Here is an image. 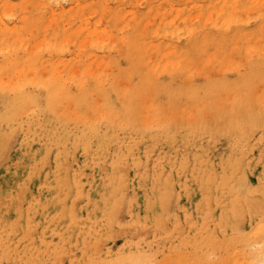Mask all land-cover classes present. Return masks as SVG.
Segmentation results:
<instances>
[{
	"label": "rangeland",
	"instance_id": "1",
	"mask_svg": "<svg viewBox=\"0 0 264 264\" xmlns=\"http://www.w3.org/2000/svg\"><path fill=\"white\" fill-rule=\"evenodd\" d=\"M263 13L0 0V264H264Z\"/></svg>",
	"mask_w": 264,
	"mask_h": 264
},
{
	"label": "bare ground",
	"instance_id": "2",
	"mask_svg": "<svg viewBox=\"0 0 264 264\" xmlns=\"http://www.w3.org/2000/svg\"><path fill=\"white\" fill-rule=\"evenodd\" d=\"M257 2H258V1H257ZM46 5H47V4H46ZM78 6H81V5H78ZM80 9H81V8H80ZM4 10H5V9H4ZM25 10H26V9H24V11H25ZM52 11H53V10H52ZM220 11H221V10H220ZM2 12H3V10H2ZM4 12H5V13H3V14H6V17H7V16H10L11 14H14V8H13V7L8 8V9H6ZM218 12H219V11H218ZM59 14H60V13H59ZM263 14H264V13H263ZM72 15H73V14H72ZM76 15H77V14H76ZM198 16H200V15H198ZM232 16H233V15H231V17H232ZM263 16H264V15H263ZM0 17H1V16H0ZM25 17H26V16H25ZM25 17H23V19H24ZM75 17H76V16H75ZM75 17H74V18H75ZM14 18H15V17H14ZM71 18H72V16H71ZM211 18H212V17H211ZM229 18H230V17H229ZM232 18H235V16L232 17ZM0 19H1V18H0ZM9 19H10V18H9ZM131 19H132V18H131ZM70 20H71V19H70ZM197 20H198V19H197ZM208 20H209V19H208ZM227 20H228V19H227ZM229 20L232 21V19H229ZM2 21H3V20H2ZM2 21H1V22H2ZM222 21L225 22V21H226L225 18H224V20H222ZM231 21H229V22H231ZM2 23H3V22H2ZM51 23H52V22H51ZM96 23H97V22H96ZM4 26H6V25H4ZM94 26H95V25H94ZM14 27H15V28L12 29L11 32H12V31L14 32L15 29H16V27H18V26L15 25ZM20 27H21V26H20ZM20 27H18V28H20ZM25 27H26V26L23 25V27H21V30H24ZM7 28H8V27H7ZM23 28H24V29H23ZM8 29H9V28H8ZM10 29H11V28H10ZM17 30H18V29H17ZM21 30H20V32L18 33V36H17V40H18V41L22 40V33H23V32H22ZM92 30H93V29H92ZM88 31H89V30H88ZM88 31H87V32H88ZM13 32H12V33H13ZM15 32H16V31H15ZM9 33H10V32H9ZM16 33H17V32H16ZM90 33H92V32H90ZM86 34H87V33H86ZM6 37H7V36H6ZM12 39H13V38H12ZM12 39H10V40H12ZM45 39H46V38H45ZM2 40L5 41L6 38H4V36H3L2 39H1V41H2ZM13 40H14V39H13ZM15 40H16V38H15ZM256 40H257V39H256ZM64 41H65V40H64ZM82 41H83V40H82ZM14 42H15V41H14ZM55 42H56V41H55ZM67 42H68V41H67ZM83 42H84V41H83ZM93 42H94V41H93ZM106 42H107V41H106ZM15 43H16V42H15ZM20 43H21V41H20ZM23 43H24V42H23ZM47 43L49 44L50 42H47ZM96 43H98V42H96ZM40 44H41V43H40ZM94 44H95V43H94ZM101 44H102V43H101ZM104 44H105V41H104ZM131 44H132V42H131ZM44 45H45V44H44ZM52 45L54 46V44H52ZM85 45H86V44H85ZM92 45H93V44H92ZM107 45H108V43H107ZM19 46H20V45H19ZM31 46H32V45H31ZM48 46H49V45H47V47H46V45H45L46 48H48ZM53 46H52V47H53ZM56 46H57V45H56ZM17 47H18V46H17ZM41 47H42V45H41ZM52 47H51V48H52ZM8 48H9L8 45H7V47L4 46V45H3V47H2V49H3V50L6 49V51H8ZM51 48H50V49H51ZM0 49H1V48H0ZM169 51H170V50H169ZM11 52L13 53V49H12ZM11 52H10V53H11ZM0 53H1V52H0ZM7 53H8V52H7ZM7 53H6V54H7ZM166 53H168V51H167ZM4 54H5V53H4ZM104 54H105V53H104ZM20 67H21V66H20ZM71 67H72V66H71ZM22 68H23V66L21 67V69H22ZM23 69H24V68H23ZM24 70H25V69H24ZM77 75H78V74H77ZM80 75H81V74H80ZM7 85H8V84H7ZM17 85H18V84H17ZM8 86H10V85H8ZM15 86H16V85H15ZM149 117H150V116H149ZM137 118H138V117H137ZM119 169H120V168H119ZM22 202H23V201H22Z\"/></svg>",
	"mask_w": 264,
	"mask_h": 264
}]
</instances>
